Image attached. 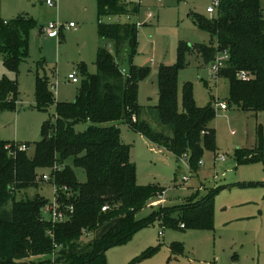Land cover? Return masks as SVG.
Returning <instances> with one entry per match:
<instances>
[{
	"label": "trees",
	"instance_id": "1",
	"mask_svg": "<svg viewBox=\"0 0 264 264\" xmlns=\"http://www.w3.org/2000/svg\"><path fill=\"white\" fill-rule=\"evenodd\" d=\"M96 4L98 37L112 41L116 50L126 46L127 51H135L137 30L133 24L101 21L104 15L134 12L135 8L121 0H96ZM193 20L198 29L209 33V42L179 41L176 64L157 68L159 101L152 108L158 120L171 128V136L154 131L142 117L138 85L149 70L130 63L123 72L112 53L99 46L96 73L89 74L84 64L78 66L82 81L75 99L55 102V117L43 122L41 138L32 143V154L17 150L18 143L0 138V264H41V258L53 250L57 264H107L108 248L124 244L153 220H159L161 226H212V192L180 204L158 206L147 217L136 218L163 188L137 183L130 147L122 142L117 127V123H127L133 131L172 150L177 158L188 153L190 168L197 167L203 149L214 148L211 123L215 108L212 100L203 107L196 105L190 82L182 86L178 108L177 75L191 50L210 63L218 52L227 51L229 58L216 76L229 78L228 103L264 112V0H221L215 16L194 15ZM35 26L36 21L24 14L7 22L0 20V55L7 69L16 71L25 58V37ZM239 71L250 78L238 79ZM17 93L13 80L0 78V108H15ZM35 102L41 110L53 103L46 77H36ZM78 123L90 124L76 131ZM107 123L112 124L104 125ZM257 154L238 150L236 157L239 162H249L259 159ZM73 167L84 170L83 182L78 181ZM39 170H47L57 186H67L60 198L73 207L67 221L52 226L41 220L47 199L38 193L17 199L18 192L38 187ZM103 206L107 209L102 210ZM49 226L58 245L55 249L46 233ZM103 227L99 235L84 238L85 230L96 233ZM171 251L179 254L181 246L172 245Z\"/></svg>",
	"mask_w": 264,
	"mask_h": 264
},
{
	"label": "rangeland",
	"instance_id": "2",
	"mask_svg": "<svg viewBox=\"0 0 264 264\" xmlns=\"http://www.w3.org/2000/svg\"><path fill=\"white\" fill-rule=\"evenodd\" d=\"M17 2L20 10L16 15H29L36 21V26L25 37L27 53L16 71L7 69L0 55V78L5 76L13 80L18 92L15 108H0V138L14 140L18 144L25 141L31 143L29 154H32V142L41 138L43 122L55 117V102L75 99L82 81L78 66L84 64L89 74L96 73L95 60L99 46L112 53L122 69H128L132 63L149 70L138 85L142 117L154 131L172 135L171 128L158 120L152 108L159 101L157 68L176 64L179 41L190 44L209 42V33L198 29L193 19L194 15L205 18L215 16V13L210 16L206 12L212 0H139V15L145 23L137 29V45L133 52L127 51L126 46L116 50L112 41L97 36L96 0H55L53 5L41 0ZM147 11L152 12L154 17L146 20L144 14ZM133 20H128L126 14H110L101 18L103 23L111 24L131 23ZM69 22L75 27H67ZM48 23L60 25L56 38L43 34L42 26ZM184 59L185 65L177 75L178 108L181 109V92L185 82L191 83L197 106L203 107L210 100L213 106L215 100L227 104L226 109L214 107L215 117L211 123L214 148L203 149L197 167L190 168L188 153L177 158L172 150L133 131L127 123H117V127L122 142L130 147V160L135 166L137 183L164 190L159 192H164V201L147 204L136 213V218L147 217L161 204H180L212 192L213 224L205 228H184L161 226L159 220H153L124 244L108 248L105 252L106 262L264 264V112L244 110L229 104V78L212 73L210 62L203 61L194 50L188 51ZM69 73L76 74L77 83L67 79ZM37 76L48 78L49 84L57 82L55 94L51 92L53 103L42 110L37 108L35 102ZM89 124L78 123L74 129L83 131ZM238 150L258 153L260 158L239 162L236 157ZM73 169L78 181L83 182L84 170ZM46 171L39 170V176ZM183 177L188 178L184 180ZM36 193L50 200L53 195L51 183L39 179L38 187L18 192L17 199L32 197ZM104 229L90 235L84 234L83 237L92 238ZM175 244L181 246L179 254L171 251Z\"/></svg>",
	"mask_w": 264,
	"mask_h": 264
},
{
	"label": "built area",
	"instance_id": "3",
	"mask_svg": "<svg viewBox=\"0 0 264 264\" xmlns=\"http://www.w3.org/2000/svg\"><path fill=\"white\" fill-rule=\"evenodd\" d=\"M44 2L47 5H53L55 0H44ZM121 2L124 4H127L129 6H133L135 8L134 12H126V13H121V14H126V18L128 20H133V18H134V20L131 22V24H133L137 30L142 24L145 23V20H141L140 15H139V7H140L139 0H121ZM220 2H221V0H212V4L206 8V11L210 16H211V14L217 12L219 5H220ZM144 17L146 20L151 19V18H153V13L150 11H147V12H145ZM67 27L74 28L75 25L72 22H69ZM59 30H60L59 24L48 23V24L43 26L42 32L46 37L53 38V37L58 36ZM228 58H229V54L227 51L218 52L215 59L210 63L211 72L216 75L217 72L225 66V63L228 60ZM122 71L125 72L124 69ZM237 77L241 80H248L250 78V76L245 71H239L237 73ZM67 79L72 83L78 82V78H77L75 73H69L67 75ZM56 83H50L49 84V89L51 92L53 91L54 94H55ZM213 104H214V107L219 108V109H226L227 108V104L224 101L215 100ZM133 120H134V118H133ZM15 145H16L15 148L19 151L29 150V146L25 143H20V144H15ZM8 147L10 148V145H8ZM10 152L14 153L15 151H10ZM183 157H185V156H183ZM221 159L223 160V158H221ZM53 170H58V166H54ZM187 178L188 177H183L184 180H187ZM40 180L41 181H47V182L51 183L52 192H53L52 198L50 200L47 199V202L43 205V207L41 209L40 219L47 222L49 225H52V226L67 221L71 217V214L73 213V207L68 206V204L63 203L60 200L62 193L63 194L67 193V191H68L67 186H61V187L57 186V184L55 183L51 174L48 172H44L40 176ZM163 194H164V192L157 194L156 200H153L150 203H152L153 205L158 204V203H162L164 201ZM106 209H107L106 206L102 207V210H106ZM52 226L51 227L49 226L46 229V233H47L48 237L53 240V246L55 249L56 247H58V245L54 242V231H53ZM181 226H183V225H181ZM84 234L90 235V232L85 230ZM158 234L161 235L162 232L159 231ZM56 254H57L56 250H53L51 252V254L45 256L46 257L45 259L42 257L41 258V261H42L41 264H56V262H55ZM54 258H55V260H54Z\"/></svg>",
	"mask_w": 264,
	"mask_h": 264
},
{
	"label": "crops",
	"instance_id": "4",
	"mask_svg": "<svg viewBox=\"0 0 264 264\" xmlns=\"http://www.w3.org/2000/svg\"><path fill=\"white\" fill-rule=\"evenodd\" d=\"M41 1L44 2V0H41ZM19 10H20V6H19V2H17V0H0V20L1 21L7 22L10 19H13L14 17H16L18 15L24 14V13H21V14L16 15ZM24 15H27V14H24ZM153 17H154V15H153ZM8 18H10V19L8 20ZM43 26L41 29L42 31H43ZM97 36H98V34H97ZM53 38H56V37H53ZM3 140H7V139H3ZM7 141H9V140H7ZM35 141H37V140H34L33 142H35ZM12 142H14V140ZM24 143L27 144L28 142L25 141Z\"/></svg>",
	"mask_w": 264,
	"mask_h": 264
}]
</instances>
